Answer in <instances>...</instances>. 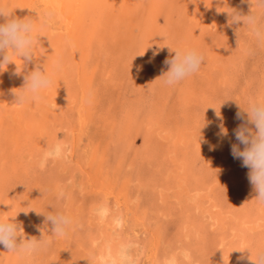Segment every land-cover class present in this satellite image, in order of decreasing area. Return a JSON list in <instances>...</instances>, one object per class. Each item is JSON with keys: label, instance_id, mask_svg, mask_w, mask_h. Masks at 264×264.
Instances as JSON below:
<instances>
[{"label": "rangeland", "instance_id": "1", "mask_svg": "<svg viewBox=\"0 0 264 264\" xmlns=\"http://www.w3.org/2000/svg\"><path fill=\"white\" fill-rule=\"evenodd\" d=\"M71 1L78 15L69 33L39 0H0L34 21L36 39L31 62L13 55L16 64L0 70V218L15 217L37 239L51 235L53 210L76 221L31 257L0 245V264H89L93 242L102 247L113 235L111 218L100 224L92 214L105 201L125 220L121 234L141 245L140 264L172 254L178 264H254L264 205L231 146L240 106L264 96V48L242 21L230 26L228 12L260 10L249 0ZM168 46L205 56L174 86L161 77ZM36 67L52 85L39 102L14 103ZM60 139L70 155L40 170L42 151Z\"/></svg>", "mask_w": 264, "mask_h": 264}, {"label": "clouds", "instance_id": "2", "mask_svg": "<svg viewBox=\"0 0 264 264\" xmlns=\"http://www.w3.org/2000/svg\"><path fill=\"white\" fill-rule=\"evenodd\" d=\"M249 2L252 9L256 7L260 12L251 10L247 15H242L236 10L228 12L229 25H237L242 21L243 25L251 32L257 45L264 48V0H249ZM0 21H2L0 22V70H3L5 65L8 66L14 62L13 55L21 58L27 65L35 55L34 21L28 17L18 18L4 6H0ZM50 22L51 14L41 20L42 24ZM164 38L166 39V37ZM168 47L170 56L163 62L168 66V70L161 76L164 77V84L167 86H174L197 73L205 62L204 54L195 48ZM172 52L175 54L171 55ZM156 54L154 53V56ZM55 67H60L59 61L55 62ZM16 72L20 73L17 69ZM52 83L51 74L36 67L24 76V85L19 88L20 91L13 90L14 103L23 105L29 100L39 102L43 98L41 93ZM240 108L241 111L237 112L236 118L244 122L234 130L237 143L232 144L231 153L234 158L242 161V166L249 169L248 180L256 193L255 199L259 204L264 205V96L249 98L247 107L240 106ZM216 115L221 120L220 134L226 136L228 132L223 125V117L217 109ZM70 151L68 144L62 139L57 140L43 152L38 167L43 170L49 160L66 159L70 155ZM65 198L63 191L57 196V199ZM92 214L100 224H104L111 218L113 235L104 242L102 247H97L95 241L93 242L89 264H140L141 245L133 237L121 234L125 225L123 216L113 215V210L106 201L95 205ZM45 215L46 221L51 224V235L45 237L43 233L39 239L26 236L23 226L15 222V217H10L12 219L0 218V245H3L7 252L31 257L46 250L53 243L52 237H66L75 227L74 218L64 211L53 210ZM183 255L187 259V253ZM250 259L254 261V264H264V249L258 252L255 260L251 257ZM162 264H178L176 255L165 257ZM224 264H228L225 259Z\"/></svg>", "mask_w": 264, "mask_h": 264}, {"label": "bare ground", "instance_id": "3", "mask_svg": "<svg viewBox=\"0 0 264 264\" xmlns=\"http://www.w3.org/2000/svg\"><path fill=\"white\" fill-rule=\"evenodd\" d=\"M40 1V3L41 4H43L44 6H46V7H49L50 6V8H51V12L53 11V13L55 14V16H56V19L57 20H60V21H63V22H61V23H63L64 25H65V27H66V30H67V32H71V29H73L72 28V24H74V21H75V18L77 17L76 16V14H77V12H74L72 9H71V11H69V4H71L72 3V1L71 0H39ZM79 1H82V0H79ZM39 5V4H38ZM73 6H74V4H73ZM72 7V6H71ZM75 7V6H74ZM73 7V8H74ZM49 9V8H48ZM45 10V9H44ZM50 10V9H49ZM43 13V12H42ZM49 14V13H48ZM78 15V14H77ZM174 37V36H173ZM175 38V37H174ZM194 46H196V45H194ZM77 47V46H76ZM75 47V48H76ZM81 57V56H80ZM212 70V69H211ZM193 84V83H192ZM1 87V86H0ZM53 97V96H52ZM82 101V100H81ZM47 102H48V100H47ZM167 102V101H166ZM4 103V102H3ZM13 106V105H12ZM13 108V107H12ZM40 116V115H39ZM56 120V119H55ZM81 120H83V119H81ZM83 121H85V118H84V120ZM43 123V122H42ZM85 123H86V121H85ZM84 122H83V125L85 124ZM29 125H31V124H29ZM148 125H150V124H148ZM237 125V124H236ZM45 126V125H44ZM30 127V126H29ZM42 127V126H41ZM43 128V127H42ZM41 129V128H40ZM62 131V130H61ZM50 132V131H49ZM43 133V132H42ZM44 134V133H43ZM180 134H181V132H180ZM30 135V134H29ZM41 135V134H40ZM46 135V134H45ZM182 135V134H181ZM184 135V134H183ZM40 137V136H39ZM44 137V136H43ZM43 141V140H42ZM55 142V141H54ZM198 142V141H197ZM47 144V143H46ZM49 144V143H48ZM198 144V143H197ZM51 145V144H50ZM48 147V146H47ZM39 149V148H38ZM43 149V148H42ZM47 149V148H46ZM46 149H44L42 152H44ZM30 156V155H29ZM42 156V155H41ZM31 159H33V158H31ZM67 159V158H66ZM29 161H30V159H29ZM35 164V163H34ZM181 173V172H180ZM184 175H187V173L186 174H184ZM173 176V175H172ZM182 176V175H181ZM172 180V179H171ZM82 183V182H81ZM185 183V182H184ZM183 183V184H184ZM186 184V183H185ZM184 186V185H183ZM180 188H182V187H180ZM179 188V189H180ZM185 188V187H184ZM183 188V189H184ZM154 189V188H153ZM191 196V195H190ZM197 196V195H196ZM202 196V195H201ZM198 197V196H197ZM213 207V206H212ZM77 208V207H76ZM214 210V209H213ZM115 215H119V214H115ZM203 217V216H202ZM22 219V218H21ZM252 224V223H251ZM109 236V235H108ZM106 239V238H105ZM110 239V238H109ZM142 257V256H141ZM230 262V261H229ZM154 263V262H153Z\"/></svg>", "mask_w": 264, "mask_h": 264}]
</instances>
